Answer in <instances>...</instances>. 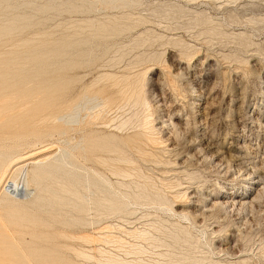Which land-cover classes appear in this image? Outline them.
I'll use <instances>...</instances> for the list:
<instances>
[{"label":"rangeland","instance_id":"rangeland-1","mask_svg":"<svg viewBox=\"0 0 264 264\" xmlns=\"http://www.w3.org/2000/svg\"><path fill=\"white\" fill-rule=\"evenodd\" d=\"M2 173L0 264H264V0H0Z\"/></svg>","mask_w":264,"mask_h":264},{"label":"bare ground","instance_id":"bare-ground-1","mask_svg":"<svg viewBox=\"0 0 264 264\" xmlns=\"http://www.w3.org/2000/svg\"><path fill=\"white\" fill-rule=\"evenodd\" d=\"M159 72V71H158ZM174 74V73H173ZM177 74H179V73H177ZM161 77V76H160ZM115 83V82H114ZM139 83V82H138ZM120 84V83H119ZM118 84V85H119ZM188 84V83H187ZM185 86V85H184ZM117 87V86H116ZM121 88V87H120ZM142 90V89H141ZM162 90V89H161ZM193 90V89H192ZM212 89H210V91H211ZM189 91V90H188ZM196 91V90H195ZM121 92H122V90H121ZM138 92V91H137ZM190 92V91H189ZM188 92V93H189ZM198 92V91H197ZM197 92H195V93H197ZM192 93V92H191ZM190 93V94H191ZM193 94V95H191V97L187 100V103H188V105H189V108H190V113H189V115L193 118V123H194V125L195 126H197V124H198V118H201L202 120H204V122H206V123H210L211 121H212V118H213V114H212V111H211V107L209 106V105H211L212 103H213V101L210 103L209 101L208 102H206V103H204V104H202L201 106H200V101H202V98L204 97L203 95H196V94ZM200 93V92H199ZM211 93V92H210ZM125 94H127V92L125 93ZM190 94H189V96H190ZM198 94V93H197ZM203 94V93H202ZM206 96H208V94L206 95ZM170 98V97H169ZM138 101H139V99H140V97L138 96ZM136 99V100H137ZM173 99V98H172ZM135 100V101H136ZM205 100H206V98H205ZM167 101V100H166ZM204 101V100H203ZM143 102V101H142ZM162 102V101H161ZM160 102V103H161ZM163 102H164V100H163ZM126 103V102H125ZM136 103V102H135ZM159 103V104H160ZM171 103V102H170ZM138 104V103H137ZM162 104V103H161ZM169 104V103H168ZM173 104H174V102H173ZM178 104V103H177ZM141 105V104H140ZM170 105H172V104H170ZM167 106V105H166ZM169 106V105H168ZM171 106H169V108H170ZM241 108V107H240ZM164 109V108H163ZM168 110H170V109H168ZM185 110V109H184ZM188 112V111H187ZM182 113L183 112H181L176 106H174L173 108H172V110H171V112H170V118H164V119H159L158 120V125L159 126H157L158 128H159V130L161 129L163 132H164V135L166 136V139L167 140H169V138H168V136H170V132H169V130L171 129V128H173L172 126H174V124H176V125H178L179 126V129H181V128H186V125L189 123L188 122V116H187V114L185 115H182ZM167 116V115H166ZM215 116V115H214ZM228 116V115H227ZM159 117V116H158ZM161 117V116H160ZM168 117V116H167ZM228 118V117H227ZM158 119V118H157ZM215 122V121H214ZM128 124V122L127 121H125V124ZM134 123V122H133ZM132 123V124H133ZM139 123H141V122H139ZM199 123H200V120H199ZM231 123V122H230ZM124 124V125H125ZM201 124V123H200ZM211 124V123H210ZM126 126V125H125ZM125 126H122L121 128H123V127H125ZM131 126V125H130ZM117 126H115V128H116ZM175 127V126H174ZM197 127H199V126H197ZM114 128V127H113ZM114 128V129H115ZM127 128V127H126ZM188 128H190L189 127V125H188ZM187 128V129H188ZM178 129V128H177ZM178 129V130H179ZM183 129V130H184ZM187 129H185V130H187ZM194 129V128H193ZM125 130V129H124ZM158 130V129H157ZM173 130V129H172ZM175 130H176V128H175ZM177 130V131H178ZM181 131V130H180ZM196 131V130H195ZM182 132V131H181ZM185 132V131H184ZM190 132V131H189ZM186 133V132H185ZM184 133V134H185ZM188 133V132H187ZM186 133V134H187ZM193 133H194V131H193ZM167 134H168V136H167ZM163 135V134H162ZM189 135V134H188ZM195 135V134H194ZM196 137H197V134L195 135ZM206 136V135H205ZM211 136H213V135H210V137ZM238 136V135H237ZM171 137V136H170ZM186 137H187V135H186ZM199 137V136H198ZM174 138V137H173ZM191 138H193L192 136H191ZM205 138V137H204ZM214 138V137H213ZM235 138H237V137H235V135H234V137H232L231 139H232V141H231V143H230V146L232 145L233 147H236L237 148V145H236V143H235ZM186 139V138H185ZM198 139V138H197ZM171 140V139H170ZM197 141L196 139H193V141ZM199 140H201L200 138H199ZM209 140V139H208ZM189 141H191V140H189ZM210 141H212V138L209 140V142ZM139 142V141H138ZM187 142V141H186ZM185 142V143H186ZM174 144H177V143H175V142H173ZM189 143V142H188ZM192 144H193V142H191ZM197 143V142H196ZM187 144V143H186ZM190 144V143H189ZM206 144H207V142H206ZM171 145H173L172 144V141H171ZM202 146H203V144H201ZM210 145L211 146H213V145H215V144H213V142H210ZM209 145V146H210ZM147 146V145H146ZM193 146V145H192ZM197 146H199V145H197ZM210 146V147H211ZM216 146V145H215ZM205 147H206V145H205ZM134 150L136 151V149H137V151H139L138 153H140V150L142 149L139 145H134ZM201 148V146L199 147V149ZM198 149V150H199ZM229 149H233L232 147H226V151L224 150V152H228V151H230ZM180 150V149H179ZM198 150H197V152H198ZM115 151H119V152H122L120 149H118V148H116L115 149ZM169 151H171V152H173V151H175V148L174 147H171V148H169ZM196 151V150H195ZM194 151V152H195ZM145 152V151H144ZM183 152V151H182ZM196 152V153H197ZM214 153L212 154V158L214 159V162L215 161H217V162H222L224 159V157L222 156V157H220L221 155H220V153L218 152V150L217 151H213ZM179 153H180V151H179ZM229 153V152H228ZM31 154V153H30ZM148 154H150V153H148ZM201 154V153H200ZM143 155V154H142ZM193 155H194V153H193ZM193 155H191V157H193ZM198 155V154H197ZM202 155V154H201ZM225 155V154H224ZM229 155V154H228ZM227 155V156H228ZM195 156V155H194ZM203 156V155H202ZM21 157H23V156H21ZM229 157V156H228ZM177 158V157H176ZM230 158V157H229ZM99 159H100V157H99ZM184 159V158H183ZM186 159H187V157H186ZM25 160V159H24ZM23 159H21V161H24ZM101 160V159H100ZM103 160L105 161V162H107V161H110V162H112V161H117L116 163H118L119 161H126V162H129V161H131L128 157H125L124 155H117L116 157H114V158H112V157H110V158H108V160H107V158H103ZM188 160V159H187ZM186 160V161H187ZM193 160H195V159H193ZM230 160V159H229ZM228 160V161H229ZM18 161V159L15 161V162H17ZM177 161V160H176ZM184 161V160H183ZM190 161V160H189ZM14 162V163H15ZM101 162V161H100ZM103 162V161H102ZM179 162V161H178ZM194 162V161H193ZM192 162V163H193ZM114 163V162H113ZM181 163V165H183L182 164V162H180ZM183 163H185V161L183 162ZM191 163V162H190ZM167 164V163H166ZM216 164V163H215ZM180 165V164H179ZM188 165V164H187ZM222 167V166H221ZM7 169H9V167L7 168ZM114 170H115V173H117V174H120V175H123L124 173H125V169H122V168H116V167H114ZM183 171V170H182ZM132 172V171H131ZM142 172V171H141ZM251 173V172H250ZM114 174V173H113ZM126 174H127V172H126ZM129 174V173H128ZM141 174V173H140ZM252 174V173H251ZM263 175V173H258L257 175H255V176H253L252 178L251 177H244L245 179H243V180H245V182L246 183H249V184H254V183H256L255 181L257 180L258 181V179H256V177H258V176H262ZM5 176H6V174L4 173H2V176L0 177V183H2V181L4 180V178H5ZM37 176H39L38 174H37ZM250 176V175H249ZM134 177V176H133ZM143 177V176H142ZM146 177V176H145ZM259 178V177H258ZM150 180V179H149ZM263 181V180H262ZM120 183V182H119ZM258 183H260V182H258ZM120 184H122V183H120ZM132 184V183H131ZM248 184V185H249ZM144 185V184H143ZM259 186V185H258ZM249 187V186H248ZM256 187V186H255ZM255 187H253V188H255ZM140 188V187H139ZM251 188V187H250ZM252 188V189H253ZM4 191H5V193H6V195H7V197H15V195L17 196V195H19L18 193V188H17V193H16V188H15V184H14V181L13 180H10V179H6V181H5V186H4ZM146 191V190H145ZM136 195V194H135ZM138 195V194H137ZM145 195V194H144ZM237 195L239 196L240 194H238V192H237ZM191 196H192V194H191ZM159 197H160V195H159ZM163 197V196H162ZM193 197V196H192ZM225 197V196H224ZM224 197H222V198H220L219 197V199H224ZM16 198V197H15ZM137 198V197H136ZM256 198V197H255ZM7 199V198H6ZM148 199H149V197H148ZM195 200V199H194ZM225 200V199H224ZM232 201V200H231ZM233 201H235V199L233 200ZM240 204H242L243 203V205L244 204H249V202L251 201L252 202V199H250V201H248V198H246V196L245 197H240V198H238V200H237ZM158 202V201H157ZM215 202V201H214ZM217 202H219V203H225V204H228L230 201H229V199L228 200H225V201H218L217 200ZM216 202V203H217ZM236 202V201H235ZM199 203V202H198ZM234 203V202H233ZM212 204V203H211ZM215 204V203H214ZM214 204H212L214 207L216 206V205H214ZM195 205H197L196 203H195ZM211 205V206H212ZM224 205V204H223ZM223 205H222V207H223ZM225 206V205H224ZM218 207H219V205H218ZM220 208H221V206H220ZM195 209V208H194ZM209 208L207 207V209L206 210H208ZM204 210V209H203ZM209 210H211V208L209 209ZM198 211V210H197ZM90 256V255H89Z\"/></svg>","mask_w":264,"mask_h":264}]
</instances>
